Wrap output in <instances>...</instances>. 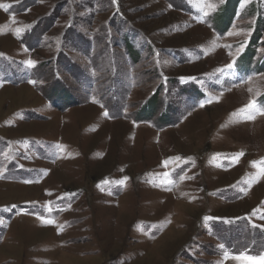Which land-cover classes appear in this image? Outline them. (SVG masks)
<instances>
[{"label": "rangeland", "instance_id": "374dc122", "mask_svg": "<svg viewBox=\"0 0 264 264\" xmlns=\"http://www.w3.org/2000/svg\"><path fill=\"white\" fill-rule=\"evenodd\" d=\"M0 5V264H264V0Z\"/></svg>", "mask_w": 264, "mask_h": 264}, {"label": "snow or ice", "instance_id": "6c2138e0", "mask_svg": "<svg viewBox=\"0 0 264 264\" xmlns=\"http://www.w3.org/2000/svg\"><path fill=\"white\" fill-rule=\"evenodd\" d=\"M3 5H0V7H2ZM20 29H16V34L19 35L20 34ZM28 63L31 65V64H34L35 62L34 61H28ZM229 67H231V65H229ZM203 106V105H202ZM104 115H107V113H104ZM253 117H249V119H252ZM240 155H243V153H241ZM262 172H264V169H262ZM51 222V221H49Z\"/></svg>", "mask_w": 264, "mask_h": 264}, {"label": "bare ground", "instance_id": "6f19581e", "mask_svg": "<svg viewBox=\"0 0 264 264\" xmlns=\"http://www.w3.org/2000/svg\"><path fill=\"white\" fill-rule=\"evenodd\" d=\"M76 220V219H75Z\"/></svg>", "mask_w": 264, "mask_h": 264}]
</instances>
